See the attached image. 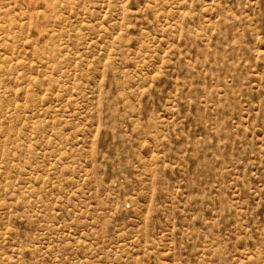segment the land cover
<instances>
[{
  "label": "rangeland",
  "instance_id": "1",
  "mask_svg": "<svg viewBox=\"0 0 264 264\" xmlns=\"http://www.w3.org/2000/svg\"><path fill=\"white\" fill-rule=\"evenodd\" d=\"M0 264H264V0H0Z\"/></svg>",
  "mask_w": 264,
  "mask_h": 264
}]
</instances>
